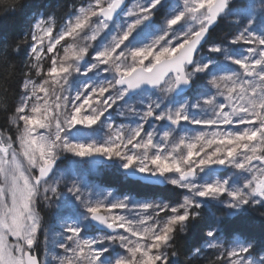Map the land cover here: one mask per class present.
<instances>
[{"label":"snow or ice","instance_id":"6c2138e0","mask_svg":"<svg viewBox=\"0 0 264 264\" xmlns=\"http://www.w3.org/2000/svg\"><path fill=\"white\" fill-rule=\"evenodd\" d=\"M18 6L4 3V15ZM68 9L59 23L36 13L18 40L0 37V60L23 52L27 69L14 132L0 131V264H179L177 237L193 230L187 250L206 264H264V0ZM113 111L133 122L115 123ZM105 128L106 139L92 138ZM83 163L116 164L179 196L99 191L76 176ZM55 202L51 240L40 206ZM249 212L258 234L231 227Z\"/></svg>","mask_w":264,"mask_h":264},{"label":"trees","instance_id":"16d2710c","mask_svg":"<svg viewBox=\"0 0 264 264\" xmlns=\"http://www.w3.org/2000/svg\"><path fill=\"white\" fill-rule=\"evenodd\" d=\"M7 2H10V0H0V37L11 41L18 40L23 32L27 31L28 21L36 13H43L45 15L54 13L59 23L60 19L69 10L68 6L72 4L79 6L82 0H17L19 5L17 10L4 15L3 5ZM83 2L86 3V0H83ZM25 59L26 57L23 52L20 54L12 52L7 62L0 60V131H4L6 135L9 128L14 132L13 127L9 123V117L14 112L15 105L19 101L20 85L23 82L22 73L27 70L23 63ZM44 67L46 69L48 64H44ZM69 157L71 158L68 155L67 159ZM63 164L66 165V162H61L60 165ZM78 166L83 169L81 165ZM97 171L100 175L97 178L100 186L104 189L114 190L118 196L121 194H131L137 200H152L161 197L174 200L179 196V190L174 189L172 186H166L161 189L149 188L138 182L127 180L123 176L122 170L116 164L97 167ZM91 186H95V184L92 183ZM40 208V214L44 218L45 224L49 228H53L55 225L52 215L53 209L45 208L43 204ZM213 211L218 213L219 209L213 206ZM205 219H211L207 212L205 213ZM260 223L259 213L249 212L241 220L235 221L231 227L239 228L245 232L255 231L258 234ZM44 239V235L41 234L38 254L42 259L45 256V250H43ZM192 243H198V230H193L187 235L183 233L178 235L174 247L179 252L177 257L179 264H206L204 258L193 257L188 252L186 245ZM207 258H212V252H207Z\"/></svg>","mask_w":264,"mask_h":264},{"label":"rangeland","instance_id":"374dc122","mask_svg":"<svg viewBox=\"0 0 264 264\" xmlns=\"http://www.w3.org/2000/svg\"><path fill=\"white\" fill-rule=\"evenodd\" d=\"M63 43V42H62ZM59 47V46H58ZM45 51H46V49H45ZM62 49H60V52H61V54H62ZM49 55H51V54H49ZM44 64H48V66H50V60H48V59H46L44 62H43ZM34 77H35V73H34ZM37 80H39L40 78H36ZM133 119L134 118H132V117H128V116H120V115H118L117 114V112L116 111H113L112 112V120L115 122V120H121V122L122 123H124V124H130V123H132L133 122ZM120 121H118L117 122V124H120L121 123ZM12 127H13V129H14V126L13 125H11ZM107 129L105 128V129H102V130H99L98 131V133H96V134H93V136H92V138H95V139H101V140H103V139H106L107 138ZM74 158H68V159H63L62 160V162H66V165H60V170L61 171H65L66 170V168H68V167H70L71 166V162H72V160H73ZM109 164H111V163H109ZM82 167H83V165L82 164H80ZM86 165L87 166H84V167H86L85 168V171H81V170H79V168H78V166H77V172H76V176H82L83 177V173H85V175H86V177L88 176L89 178H91V176H90V174L88 173V170L89 171H91V172H94L95 170H97V167L96 168H93V167H91L90 165H88L87 163H86ZM101 167V166H100ZM83 172V173H82ZM59 174V173H58ZM71 178H73V177H71V176H68V175H66V177H65V179L61 182V185H60V190L62 191V192H65L66 193V189L64 188V183H70V180H71ZM58 203L59 202H55L54 204H53V212L55 211V209H56V207L58 206ZM45 208H48V207H46L45 206ZM56 222V221H55ZM52 229V235H51V237H50V239L51 240H56V239H59V237H57V236H55V232H58V231H60V229H59V226H58V222L53 226V228H51ZM49 246H50V249L52 250V251H59L58 249H55V248H53L52 247V244L50 243L49 244ZM43 250H45V246H43ZM43 258H45V256L43 257ZM48 259H49V261H50V264H54V262H51V257H47Z\"/></svg>","mask_w":264,"mask_h":264},{"label":"water","instance_id":"95a60500","mask_svg":"<svg viewBox=\"0 0 264 264\" xmlns=\"http://www.w3.org/2000/svg\"><path fill=\"white\" fill-rule=\"evenodd\" d=\"M131 180H133V179H131ZM133 181H138V182H140L141 184L146 185V186H163V185L152 184V183L145 182V181H139V180H133Z\"/></svg>","mask_w":264,"mask_h":264}]
</instances>
